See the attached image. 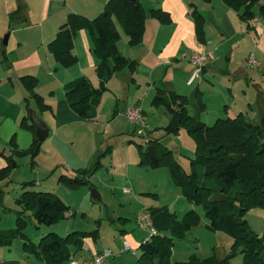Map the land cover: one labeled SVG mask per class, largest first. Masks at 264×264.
<instances>
[{
	"label": "crops",
	"instance_id": "1",
	"mask_svg": "<svg viewBox=\"0 0 264 264\" xmlns=\"http://www.w3.org/2000/svg\"><path fill=\"white\" fill-rule=\"evenodd\" d=\"M107 1L0 0V168L8 165L7 156L12 152L9 141L13 136L19 149H27L35 135L20 126L21 119L29 113L25 105L27 91L20 80L24 75L38 79L35 89L50 106V110L43 115L31 106L36 115L43 119L49 132L48 137L41 141L36 158L41 154L49 157L36 160L35 167L36 175L39 172L47 175L52 171L48 178L38 175L40 181L44 180L48 185L45 189L58 187L59 175H74L77 169L87 168L96 154L107 145L112 146V152L106 156L112 163L111 167L115 171L116 168H126L132 156V142L127 143L123 136L129 134L127 139H134L131 135L134 125L127 120L125 110L132 106L140 107L147 127L149 119L140 97H153L157 85L161 83L166 89L186 96L188 111L191 107V115L197 120L205 122L213 116L218 118L222 112L230 118L244 112L249 119H258L264 108V20L255 18L249 22L242 21L236 11L227 7L222 0H141L146 9L160 8L166 12L170 22L164 24L148 17L142 42L135 46L129 45L127 36L118 31L119 51L139 63L133 79L127 68L117 72L107 82V90L102 94L96 117L87 120L77 115L65 99V85L84 76L92 86H99L92 39L86 29L77 32L73 39V53L77 62L70 67H62L56 62L48 44L69 14L94 18ZM192 6L205 18L206 43L201 49L209 58L200 78L188 84L193 69L188 57L192 51L199 49L190 16ZM16 9H20L19 17L10 22V13ZM6 33L9 34L4 44ZM251 53L257 61L254 67L247 62ZM122 95L124 98L120 102ZM220 101H223L224 108L218 105ZM142 102H145L144 98ZM104 119L107 129L112 126V134L107 141L102 139L107 129L101 132L99 127ZM116 135L123 140L112 144L109 140ZM136 155L139 158V149ZM147 185L141 183L139 193L148 194L144 190ZM123 192L128 191L124 189ZM68 213L64 218L69 216ZM245 219L252 230L264 236V209H250ZM120 232L128 231L122 229ZM132 235L123 240L128 242L129 249L125 248L124 242L122 244L123 250L132 249L135 254L134 251L139 249L146 237ZM88 244L89 247L84 243L83 248L87 249L89 255L80 262L89 261L102 250L93 248L90 242ZM72 252L71 259L76 250L72 249ZM116 252H111L105 264H132L127 255H119L122 251L119 254ZM73 258L76 259L75 256Z\"/></svg>",
	"mask_w": 264,
	"mask_h": 264
},
{
	"label": "trees",
	"instance_id": "2",
	"mask_svg": "<svg viewBox=\"0 0 264 264\" xmlns=\"http://www.w3.org/2000/svg\"><path fill=\"white\" fill-rule=\"evenodd\" d=\"M222 1L236 11L242 21L249 22L255 18L264 20V0ZM19 12L20 9H16L10 13V22L19 17ZM190 16L194 24L195 39L203 45L206 43L205 18L195 6H192ZM148 17L156 18L164 24L170 22L166 12L160 8L146 9L141 0H108L103 10L94 18L72 13L60 25L48 48L56 62L63 67H70L77 62L73 53V39L79 30L86 29L92 39L99 86H92L84 76L65 85V99L77 115L87 120L96 117L102 94L107 90V82L117 72L127 68L131 80L133 79L139 63L119 51V33L115 22L120 24L128 38V44L135 46L142 42ZM20 80L27 91V109L31 101L36 104L38 111L50 109L34 90L36 77L24 75ZM151 104L154 107L162 106L169 120L162 128L163 136H154V133L146 129V135L142 136L137 133L133 124L131 135H138L143 140L139 142L130 139L127 143L133 142L137 145L138 164L151 168L166 167L185 197L202 208L208 219V227L227 234L231 246L230 251L222 257L212 253L202 258L190 255L187 260L173 261L171 255L174 239L182 238L186 231L197 225L200 215L196 210L190 209L179 219L166 206L152 207L149 209V216L155 233L142 240L137 263L231 264V259L240 253L242 260L239 264H264V236H259L252 230L245 219L250 209H264V108L257 120L249 119L244 112H240L233 118L222 116L216 118L212 124H206L189 113L186 96L174 90L158 87ZM20 126L35 134V126L29 120L28 114L21 119ZM182 128L195 141L194 156L189 161L188 172L161 139L176 134ZM40 144L41 141L34 135L27 149H19L13 136L9 141L12 152L7 156L8 165L0 168V180L7 177L12 155L30 156V163H34ZM111 152L112 146L107 145L96 154L87 168L77 169L74 175L61 174L58 181L70 189L85 184L92 188L90 178L102 166V158ZM17 204L20 209L16 211V226L0 230V245H10L15 238L23 237L22 230L27 218L34 220L38 226L51 225L64 218L70 210V206L56 193L46 190H24L17 198ZM87 235L96 238L98 232L96 229L89 232L74 230L64 236L48 232L37 243L25 245L37 255L41 264H68L72 249L81 250Z\"/></svg>",
	"mask_w": 264,
	"mask_h": 264
},
{
	"label": "rangeland",
	"instance_id": "3",
	"mask_svg": "<svg viewBox=\"0 0 264 264\" xmlns=\"http://www.w3.org/2000/svg\"><path fill=\"white\" fill-rule=\"evenodd\" d=\"M115 28L125 35L117 21L115 22ZM7 34L9 33H6L4 37ZM123 54L125 53L123 52ZM125 70L123 69L122 71ZM157 86L163 88L164 84L161 83ZM35 88V92L38 93ZM192 88L194 87L192 86ZM39 95L45 102L44 97L41 94ZM151 96L145 98L144 95H141L140 97L141 105L144 106L143 109L149 119L147 120V127L145 129L147 130L148 128V131L152 132V134L154 133V136H163L162 128L167 125L169 117H167L168 115L162 106H152ZM120 98V102H122L124 96L122 95ZM143 98L145 100L144 103L142 102ZM32 105L35 110L38 109L33 101L30 102L29 109L34 110L31 107ZM218 105L222 108L225 107L223 101L218 102ZM49 110L39 111V114L43 115ZM105 111L106 109L104 108L103 112ZM189 111L192 114L191 107ZM221 116H224L223 112ZM216 118V116H213L210 120L204 121L212 124ZM41 120L43 121V119ZM105 121L104 119V121L100 122L102 123L99 126L101 132L104 131L103 129H107ZM127 125L128 123L126 122ZM111 128L112 126L108 127L103 134V141H107L106 139L112 134ZM132 136L135 141L141 142L143 140L138 135ZM129 137V134H124L123 136L125 141ZM161 139L173 151L176 159L188 172L189 161L194 156L195 151V141L192 136L186 129L182 128L176 134L161 137ZM122 140L121 137H117L116 135L114 137L111 136L109 141L115 144L116 141L121 142ZM131 145L132 156L124 169L116 168L115 171L111 167L112 163L109 161V158H102V166L90 178L92 188L88 184H85L79 188L70 189L64 183L58 181V187L56 186L55 188L53 186L52 189H45V187L48 188V185L44 183V180L40 181L38 175L42 176L41 178H48L52 171H49L47 175H43L41 172L36 175L35 167L37 164L36 160L47 159L49 155L41 154L38 159L35 157L34 163H30V156L12 155V162L10 160L7 177L0 180V230H8L16 226V211L20 209V206L17 204V198L24 190H50L62 197L64 202L70 206V210L69 216L61 218L51 225L38 226L34 220L26 217L27 219L22 230L24 236L15 238L10 245H0V264H39L41 260L34 252L28 249L25 243H37L40 237L48 232H56L64 236L68 231L81 230L89 232L95 229L98 232L96 238L92 235H87L84 238V243L87 244V247H89L88 243L90 242L93 248L110 250L112 254L116 250L122 251L121 254H119L120 252L116 253L119 255L124 254L123 257L127 255L132 264H135L140 250H135V254H133L132 249L123 250V240H126L128 235L133 236L132 234L148 237L150 235L149 230L147 227L141 228L137 224L136 215L140 214L145 218L148 217L149 207L163 206L175 212L179 219H182L190 209L196 210L200 215L197 225L186 231L182 238L174 239L171 255L173 261L187 260L190 255L202 258L215 253L219 257H222L228 253L231 246L230 237L223 232L214 231L208 227V219L204 215L202 208L193 204L185 197L182 189L172 180L170 172L166 167L151 168L140 166L138 164L139 158L136 157V152L138 153L137 145L133 142ZM13 164H15V167H13ZM24 182L28 183L24 184ZM141 183L148 184L145 186L146 189H144L149 192L148 194L139 193ZM93 189L98 193V199L92 197L91 191ZM124 189H128V192H123ZM122 229H126L128 232L122 234L120 232ZM88 255L89 252L84 247L81 251H76L72 259H75L73 258L75 256V260L80 261ZM241 260L242 255L238 253L231 259V264H239Z\"/></svg>",
	"mask_w": 264,
	"mask_h": 264
},
{
	"label": "built area",
	"instance_id": "4",
	"mask_svg": "<svg viewBox=\"0 0 264 264\" xmlns=\"http://www.w3.org/2000/svg\"><path fill=\"white\" fill-rule=\"evenodd\" d=\"M199 49L194 50L189 54L188 60L192 64L193 69L191 71V74L188 78L187 83L191 84L196 79L200 78V75L202 73V69L205 67L207 60L209 58L208 54L201 49L202 44H198ZM247 62L250 66L254 67L256 66V58L253 53L249 54L247 58ZM125 115L127 120L136 126L137 133L145 136L146 135V124L144 121L142 109L138 106L129 107L125 110ZM125 191H128L125 189ZM136 222L141 227H147V229L150 232V235H153L155 233V228L152 224V220L150 216L143 218L140 214L136 215ZM149 235V236H150ZM125 248L129 249L130 246L127 241H124ZM111 255L110 250H101L97 253H95L92 258L89 261H77L75 259H70L68 264H105L106 259Z\"/></svg>",
	"mask_w": 264,
	"mask_h": 264
},
{
	"label": "water",
	"instance_id": "5",
	"mask_svg": "<svg viewBox=\"0 0 264 264\" xmlns=\"http://www.w3.org/2000/svg\"><path fill=\"white\" fill-rule=\"evenodd\" d=\"M6 40H7V35L3 39L4 44L6 43ZM28 117H29V120L32 122V124L35 126L36 138L40 141L47 138L49 134L48 128L46 124L36 115L34 110L29 109ZM13 167H15V164H13ZM91 194H92V197L99 198L98 193L94 189L91 191Z\"/></svg>",
	"mask_w": 264,
	"mask_h": 264
}]
</instances>
